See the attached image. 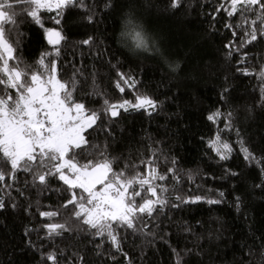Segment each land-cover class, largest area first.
<instances>
[{
  "label": "trees",
  "instance_id": "trees-1",
  "mask_svg": "<svg viewBox=\"0 0 264 264\" xmlns=\"http://www.w3.org/2000/svg\"><path fill=\"white\" fill-rule=\"evenodd\" d=\"M9 2L17 13L15 24L7 25L12 63L29 75L42 71L41 57L55 51L45 30L56 27L64 40L59 55L44 63L54 60L58 78L70 87L75 82L74 99L100 116L85 131L89 146L76 150L77 159H97L103 151L115 160L114 170L125 169L128 176L146 175L141 161H154L151 167L166 179L153 181L165 203L151 215L137 214L132 228L113 225L117 248L107 232L96 235L74 216L73 205L65 206L72 196L58 175L41 183L36 173L48 168L13 170L0 161V264H53L47 259L52 253L56 264H264L259 6L241 5V12L229 16L230 0H180L177 7L173 0H82L83 6L77 0L63 9L59 25L56 9L42 10L41 27L24 14L26 5ZM128 19L142 27L147 49L122 37ZM253 28L257 39L248 43ZM120 73L135 86L120 80ZM137 95L150 97L155 108L119 109L115 117L105 112L106 100L135 104ZM217 136L230 153L211 145ZM242 148L255 159H246ZM50 224L65 227L50 234Z\"/></svg>",
  "mask_w": 264,
  "mask_h": 264
},
{
  "label": "snow or ice",
  "instance_id": "snow-or-ice-1",
  "mask_svg": "<svg viewBox=\"0 0 264 264\" xmlns=\"http://www.w3.org/2000/svg\"><path fill=\"white\" fill-rule=\"evenodd\" d=\"M79 2L83 6L82 0ZM179 2L180 0H173L172 7H177ZM75 3L77 0H16V5H26L24 14L41 27H43L40 16L42 10L50 13L56 9V17L53 19L54 24L59 25V17L63 9ZM241 5L249 10H251L249 6H259L261 14L257 16V20L261 21V34L264 35V4H261L260 0H230L231 11L227 14L233 16L241 12L239 7ZM14 7L15 5L9 0H0V161L10 164L13 170L23 167L26 171H32L34 164L38 168H48L46 172L37 171L36 173L41 183L46 182L47 176L58 175L59 179L68 186L72 196L65 206L73 205L76 209L73 213L75 217L96 229V235L103 236L107 232L118 248L119 242L114 234L113 225L119 224L132 228L137 214L151 215L157 204L165 203L158 198V186L153 181L164 180L166 177L158 175L157 170L151 167L154 161H141V164L147 165L146 175L137 172L133 176H128L125 169L115 171L113 168L115 160L103 151L97 159H88L83 163L77 159L76 150L89 146L84 135L85 131L92 128L100 116L74 99L75 82L70 87L67 82H62L58 78L54 60L49 64L44 63L48 57L59 55L58 46L64 37L56 27L45 30L48 43L55 51L47 52L41 57L38 64L42 71H33L29 75L28 72L19 68L18 63H12L16 59L15 49L9 40L10 29L7 25L16 22L17 13ZM252 23L255 24L256 21ZM121 35L126 41H131L135 48H148L142 27L132 19L125 21ZM249 35L251 39L247 42L255 41L257 30L253 28ZM83 43L87 44L89 41L86 40ZM259 75L264 80V69ZM119 76L120 80L129 87L135 86L136 81L131 77L125 78L123 73ZM117 87L121 92L124 91L120 87V81H117ZM135 100V104L128 100L116 104L106 100L105 112H110L111 116L115 117L119 109L155 108L156 106L155 101L147 96L137 95ZM217 116H219L218 112L208 118L212 120ZM219 141L220 138L217 136L216 140L211 142L217 152L232 151L229 144L219 143ZM242 151L246 153V159H255L246 148H242ZM227 158L226 155L221 154V159ZM174 171L175 169H169V172ZM4 178L3 172L0 171V180ZM76 189L81 190L79 194L75 191ZM165 190L161 188V191ZM144 192L150 193L157 199L144 197ZM138 197L142 198L139 204ZM177 199L180 198L177 197ZM201 199H203L201 196L194 198L196 201ZM207 202L219 203L211 199ZM0 207H3L2 202ZM42 215L55 216L57 213L45 212ZM46 227L50 234H59L57 230L65 226L50 224ZM47 259L56 264L55 253L49 254Z\"/></svg>",
  "mask_w": 264,
  "mask_h": 264
},
{
  "label": "water",
  "instance_id": "water-1",
  "mask_svg": "<svg viewBox=\"0 0 264 264\" xmlns=\"http://www.w3.org/2000/svg\"><path fill=\"white\" fill-rule=\"evenodd\" d=\"M46 39H47V35H46ZM48 41V40H47Z\"/></svg>",
  "mask_w": 264,
  "mask_h": 264
},
{
  "label": "rangeland",
  "instance_id": "rangeland-1",
  "mask_svg": "<svg viewBox=\"0 0 264 264\" xmlns=\"http://www.w3.org/2000/svg\"><path fill=\"white\" fill-rule=\"evenodd\" d=\"M99 187V186H98Z\"/></svg>",
  "mask_w": 264,
  "mask_h": 264
}]
</instances>
